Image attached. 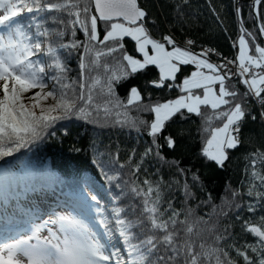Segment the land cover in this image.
<instances>
[{
	"label": "snow or ice",
	"instance_id": "1",
	"mask_svg": "<svg viewBox=\"0 0 264 264\" xmlns=\"http://www.w3.org/2000/svg\"><path fill=\"white\" fill-rule=\"evenodd\" d=\"M168 2L175 18L163 17L167 34L156 38L147 0H0V264H264V143L242 139L249 119L264 125V0L248 6V26L235 5L232 58L191 37L178 42L173 29L190 0ZM150 66L158 72L147 83L178 90L176 98L154 100L135 86L121 98L117 87L138 73L148 78ZM194 118L200 156L218 169L251 145L244 178L227 183L219 203L199 170L164 154L183 142L187 130L177 125ZM72 119L134 130L137 145L149 139L123 159L109 145L91 161L98 177L55 207L13 205L38 178L47 187L61 182L26 154ZM237 226L255 242L240 243Z\"/></svg>",
	"mask_w": 264,
	"mask_h": 264
},
{
	"label": "trees",
	"instance_id": "2",
	"mask_svg": "<svg viewBox=\"0 0 264 264\" xmlns=\"http://www.w3.org/2000/svg\"><path fill=\"white\" fill-rule=\"evenodd\" d=\"M251 3L252 0H211L210 3L209 0H190V6L186 5L184 9L185 18L177 20L176 28L173 29L176 39L182 43L186 36L194 38L198 43L215 47L222 55L232 58L236 55L237 49L231 47V41L227 37L231 36L235 40L238 35L235 5L239 4L242 7L246 26H248L251 21L248 19L247 13L248 6ZM146 7L158 18L159 27L153 30V36L159 38L162 33L167 34L163 17H166L168 21H173L175 18L174 10L168 0H147ZM213 7L219 13L223 25L220 24L216 15L212 12ZM181 26L183 27V34L180 31ZM223 28H227V34L223 31ZM257 42H261L260 37H258ZM126 46L130 54L138 56L133 52V42L126 40ZM67 64L70 69L69 76L76 78L78 73L77 57L75 55L68 57ZM150 68L151 72L148 78L138 73L117 87L121 98H125L126 89L131 86L140 88L145 96L147 95L145 89L151 91L154 100L159 98L163 101L176 98L179 94L178 90L173 89L171 92L166 89L156 90L147 83V80L155 78L158 72L154 67L150 66ZM136 114L135 111L132 112V115ZM144 118H149V114H144ZM199 124V118H194L193 122H180L177 126L187 130L183 142L177 151L173 152L165 149L164 154L169 159H178L182 167L192 168L193 171L199 170L207 190L217 198L216 202L219 203V197L223 194L225 185L230 182L233 187H239V182L244 178L245 148L251 147V145L246 144L236 151L232 163L228 165L226 170L218 169L200 156L203 142L198 131ZM54 132L55 135L48 137L41 144L33 146L26 157L39 169L54 173L61 182L52 187H47L38 178L29 185L26 191H22L13 203H24L23 199L31 197L33 203L38 206L55 207L57 203L67 199L73 188L85 179L98 177V170L95 169L91 161L96 158V155L109 151V145H111V150L114 151L118 144L123 159L127 150L132 147H137L139 151H142L144 140L149 139L145 136L137 145V134L134 130L119 128L94 129L91 125H86L76 119L60 122ZM65 132H67V135H65ZM242 139H250L252 144L256 146L264 143V125L259 120L251 121L249 119L243 128ZM93 142L96 145L95 152L92 147ZM154 168L155 162L150 167V171H153ZM164 175L167 179V169L164 170ZM173 195L179 199L181 193L174 192ZM198 195L202 194L198 193ZM235 231L238 234L240 243L245 241L255 242L254 237L242 234L239 226Z\"/></svg>",
	"mask_w": 264,
	"mask_h": 264
},
{
	"label": "rangeland",
	"instance_id": "3",
	"mask_svg": "<svg viewBox=\"0 0 264 264\" xmlns=\"http://www.w3.org/2000/svg\"><path fill=\"white\" fill-rule=\"evenodd\" d=\"M26 200V199H25ZM27 201V200H26ZM22 203H20V205H21ZM25 206H27V205H25ZM3 210V208H2V205H0V211H2Z\"/></svg>",
	"mask_w": 264,
	"mask_h": 264
},
{
	"label": "water",
	"instance_id": "4",
	"mask_svg": "<svg viewBox=\"0 0 264 264\" xmlns=\"http://www.w3.org/2000/svg\"><path fill=\"white\" fill-rule=\"evenodd\" d=\"M261 41H264V37H260ZM264 46V44H262ZM155 89V88H154ZM159 90V89H156Z\"/></svg>",
	"mask_w": 264,
	"mask_h": 264
},
{
	"label": "built area",
	"instance_id": "5",
	"mask_svg": "<svg viewBox=\"0 0 264 264\" xmlns=\"http://www.w3.org/2000/svg\"><path fill=\"white\" fill-rule=\"evenodd\" d=\"M213 59H215V57H213Z\"/></svg>",
	"mask_w": 264,
	"mask_h": 264
},
{
	"label": "bare ground",
	"instance_id": "6",
	"mask_svg": "<svg viewBox=\"0 0 264 264\" xmlns=\"http://www.w3.org/2000/svg\"><path fill=\"white\" fill-rule=\"evenodd\" d=\"M160 90V89H159Z\"/></svg>",
	"mask_w": 264,
	"mask_h": 264
}]
</instances>
